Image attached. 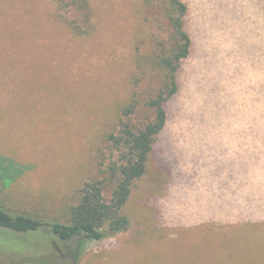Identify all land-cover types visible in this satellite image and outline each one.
Returning a JSON list of instances; mask_svg holds the SVG:
<instances>
[{
	"label": "rangeland",
	"instance_id": "rangeland-1",
	"mask_svg": "<svg viewBox=\"0 0 264 264\" xmlns=\"http://www.w3.org/2000/svg\"><path fill=\"white\" fill-rule=\"evenodd\" d=\"M184 1L196 48L130 229L63 242L0 228L1 259H41L56 242L73 264H264V2ZM73 2L0 0V204L45 222L66 223L97 176L113 110L151 86L137 48L163 36L143 0H89L90 26Z\"/></svg>",
	"mask_w": 264,
	"mask_h": 264
},
{
	"label": "trees",
	"instance_id": "trees-1",
	"mask_svg": "<svg viewBox=\"0 0 264 264\" xmlns=\"http://www.w3.org/2000/svg\"><path fill=\"white\" fill-rule=\"evenodd\" d=\"M77 6L90 26L93 12L89 0H80ZM143 7L145 13L151 12L158 18L163 30L161 38L153 35L148 39L151 44L148 51L137 48L135 71L151 86L146 96L135 91L128 101L113 110L111 117L117 120L109 121L111 130L102 139L107 146L97 150V176L78 188L66 223L14 215L0 204V228L19 233L48 228L62 241L80 238L83 242L102 241L130 229L127 206L137 185L153 172L157 143L168 125V107L180 93L184 63L196 48L189 26V3L143 0ZM143 22L149 23L147 15ZM138 83L136 79L135 85Z\"/></svg>",
	"mask_w": 264,
	"mask_h": 264
},
{
	"label": "flooded vegetation",
	"instance_id": "flooded-vegetation-1",
	"mask_svg": "<svg viewBox=\"0 0 264 264\" xmlns=\"http://www.w3.org/2000/svg\"><path fill=\"white\" fill-rule=\"evenodd\" d=\"M59 240H61V239H59ZM35 241H39V240H35ZM39 242L41 243V241H39ZM63 242H67V241H63ZM55 243L56 242H52L51 244L57 250V254L52 251L50 256L49 255H46V256L44 255V258H42L43 257L42 256L41 259H35L36 257H34L35 260H33L32 258L28 257V258L24 259V261H23L24 263L20 262L17 259H15V261H10V260H4V259L0 258V264H63L64 261L66 262V264H73L74 263V256L76 255V250L73 251V252H69L67 254H64L62 251L57 249V244H55ZM43 246H44V244L42 242L41 245L39 246V248L38 249L35 248V250L45 249Z\"/></svg>",
	"mask_w": 264,
	"mask_h": 264
}]
</instances>
